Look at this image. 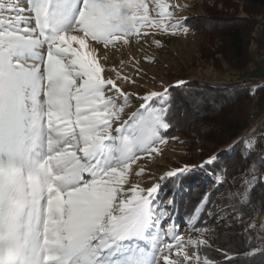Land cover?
<instances>
[{"label": "snow or ice", "instance_id": "obj_1", "mask_svg": "<svg viewBox=\"0 0 264 264\" xmlns=\"http://www.w3.org/2000/svg\"><path fill=\"white\" fill-rule=\"evenodd\" d=\"M156 5L159 19L149 16L146 0H30V27L24 9L0 3V264H175L168 253L185 242L169 225L165 182L173 189L195 182L196 168L170 170L147 189L123 187L132 165L168 140L169 89L137 96L140 108L113 128L132 95L105 79L86 50L89 41L127 44L142 27L169 31V5Z\"/></svg>", "mask_w": 264, "mask_h": 264}, {"label": "trees", "instance_id": "obj_2", "mask_svg": "<svg viewBox=\"0 0 264 264\" xmlns=\"http://www.w3.org/2000/svg\"><path fill=\"white\" fill-rule=\"evenodd\" d=\"M200 4L204 14L193 19L184 14L181 25L187 32L203 37L198 45L201 60L220 57L232 71L246 73L257 64V57H264V0H202ZM179 80L184 83L168 88L173 126L167 132L162 130V134L168 139L174 132L181 136L180 147L190 159L177 161L174 168L195 167L197 179L177 182L182 184L177 189L165 182L164 195H170V199L171 192H177L175 205L170 206L172 218L187 223L197 207L201 210L195 226L206 229L217 246L206 237L198 238L207 241L206 246L195 247L200 264L205 260L209 264H264V221L258 223L264 209V136L256 138L254 147L240 139L235 141L250 127L247 105L257 99L258 108L263 106L264 83L251 90L239 84L214 87ZM205 144L209 147L205 148ZM195 147H199L198 154L192 157ZM213 155L217 157L214 164H205ZM202 164L204 170L199 169ZM205 175L207 179H221L209 195L211 181L201 179ZM223 191L227 194L219 198ZM214 207L228 211L216 214L212 212ZM221 213L230 223V231L226 228L224 233L218 230L217 220L221 218H215ZM235 215L239 217L238 224L231 220Z\"/></svg>", "mask_w": 264, "mask_h": 264}, {"label": "rangeland", "instance_id": "obj_3", "mask_svg": "<svg viewBox=\"0 0 264 264\" xmlns=\"http://www.w3.org/2000/svg\"><path fill=\"white\" fill-rule=\"evenodd\" d=\"M201 1L202 0H163L164 3L169 5L168 11L172 13L171 19H165L164 21L169 31L142 27L140 36L129 37L127 44H125L123 40L118 41L115 46L109 45L105 47L102 43L89 41L86 50L99 61V64L104 69L102 73L103 77L105 79L111 78L115 80L123 91L132 95V99L129 100L128 106L125 107L124 112L121 114L120 121L114 123L113 128L129 120L131 114L140 108V103L136 102L137 96H143L151 91L162 92L165 88H170L180 82L179 79L195 81L200 84H209L214 87L239 84L247 86L251 90H254L256 84L260 82L264 83V57H257V64L252 66L246 73L232 71L220 57L215 58L214 61L200 59L198 45L203 40V37L197 36L191 31H184L181 21L184 18V14L189 15L192 19L197 15L204 14L202 5L200 4ZM9 2L17 4L20 8L25 10L22 12V15L29 18L28 26H36L34 11L30 10V0H0V3ZM146 3H148L149 6V16L159 19L157 16L159 9L156 5V0H146ZM2 14L14 15V13L8 11H4ZM172 25H180V27H177L173 33L171 30ZM144 32H147L148 35L144 36ZM71 34L82 35V33L76 32ZM157 41L159 43H157ZM73 47L78 48L79 45L73 44ZM42 51L46 54V46ZM117 73H119L120 77H130V80L125 81L118 78ZM132 81H134V83H132ZM106 94L111 95V93ZM41 98L43 99V97ZM257 103V99H252L247 105L248 112L251 116L250 127L235 140L237 141L240 139L249 147L255 146L258 136H264V103L261 108H258ZM113 134L115 135V133ZM191 136H193V133H191ZM181 142V136L177 132H174L173 136L168 139L166 143L157 145V147L160 148L159 154L153 153L151 157L142 155V158L132 165L127 183L123 185L124 189H131L136 184H140L142 188L147 189L158 182L159 178L165 173L174 170L177 161H186L190 159L186 156L187 153L182 151L180 147ZM261 142L264 143V140ZM208 147L209 145L205 144V148ZM198 148L199 147H195L191 150L192 153H190L192 157L198 154ZM141 168L145 170L144 174L137 176L136 173L139 172ZM207 177L208 176L205 175V177L201 179H205L206 182L207 180L211 181V187L207 192V195H209L211 188H216L221 179L220 176L219 179H207ZM225 194H227L226 191H223V193L219 195V198H222ZM163 196L164 199L162 203L168 207L170 212L171 207L167 205V200L170 195H164L163 193ZM124 198L126 199L127 197ZM200 211L201 210L194 213L195 219H197ZM222 211L226 212L228 210L216 209V207L212 209V212H216V214ZM221 214L220 217L215 216V218H221V220H217V224H220L218 225V230L224 233L225 230H227L226 228H229L228 231H230V223L226 222L224 218H222L224 214ZM195 219H189L184 225L189 224L193 220V225H195L197 221ZM231 220L235 222V224H238L240 221L237 215L233 216ZM263 221L264 209L261 210L258 215V223ZM169 225L176 226L173 230L182 234L185 242L182 249H174L172 253H168L170 258L175 261V264H197L196 261H194V257H196V245L188 244L187 241L189 239L198 240L200 237H206L209 241L213 240L210 242L213 246H217L214 239H211L208 235L207 230L197 234L193 231L185 232V226L180 227L181 223L173 218L169 221ZM169 225H165V230H167ZM165 240L168 242L167 238H165ZM185 255L192 257L191 261H186L184 259Z\"/></svg>", "mask_w": 264, "mask_h": 264}]
</instances>
